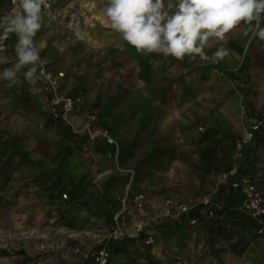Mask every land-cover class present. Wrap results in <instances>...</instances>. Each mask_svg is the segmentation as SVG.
I'll return each instance as SVG.
<instances>
[{
  "label": "crops",
  "instance_id": "obj_1",
  "mask_svg": "<svg viewBox=\"0 0 264 264\" xmlns=\"http://www.w3.org/2000/svg\"><path fill=\"white\" fill-rule=\"evenodd\" d=\"M102 17L103 22L92 20L87 26L97 44H91L83 58L76 46L69 51L68 64L54 39L43 33L45 52L50 68L64 72L63 92L81 94L94 110L91 99L101 92L98 122L110 130L117 143L120 140L124 144V153L133 156L139 170L207 171L215 179L226 170L247 177L263 170L264 126L255 132L240 158L234 156V144L243 132V109L264 108V40L252 32L243 35L246 26L241 23L226 34L224 41L213 38L205 49L211 58L217 48H227L229 54L220 62L199 56L177 60L137 51L111 28L105 13ZM99 50L110 69L98 77L91 70ZM15 62L13 51L6 64L11 67ZM21 80L22 84L13 87L0 80V203L12 202L20 188L23 215L29 204L37 207L48 193L54 197L56 211L66 200L83 203L87 214L106 222L110 204L120 191L105 180L109 189L102 198L101 184L94 182V171L87 162L91 160L89 155L97 153L95 149L102 146L105 152L107 146L53 118L39 83L31 86L22 74ZM92 80L100 82L96 86ZM81 83L90 87L85 93ZM130 139L133 141L126 142ZM141 139L150 140L146 147L136 144L135 140ZM56 146L61 147L64 162L60 152L59 160L55 155L48 157V147ZM141 155L154 157L145 161ZM147 180L157 182L160 176ZM226 184L223 212L236 211L241 207L242 195L228 181L218 189L220 197L215 196V207L221 209V192ZM62 193L67 194L66 199L61 198ZM197 212L199 209L190 215Z\"/></svg>",
  "mask_w": 264,
  "mask_h": 264
},
{
  "label": "rangeland",
  "instance_id": "obj_2",
  "mask_svg": "<svg viewBox=\"0 0 264 264\" xmlns=\"http://www.w3.org/2000/svg\"><path fill=\"white\" fill-rule=\"evenodd\" d=\"M53 3L55 15L47 18L42 14V26L34 37V42L49 63L43 39V33L47 34L54 39L57 49L69 64V51L76 46L77 52L82 51L83 58L90 52L91 44H97L91 38L87 26L92 20L104 21L102 14L105 13L107 0H53ZM8 5L7 0H0V17ZM16 39L12 34L8 39L0 41L5 46L0 51V70L8 67L6 60L10 52H15ZM99 52L97 63L91 70L98 77L110 69ZM92 81L96 86L100 82ZM80 86L84 93L90 88L84 83ZM100 93L98 91L91 99L97 111L101 110ZM258 113L264 122V108ZM118 141V147L122 150L119 151L117 163L122 170H118L107 158L102 146L95 149L97 153L89 155L91 160L87 163L94 171V182L101 184L102 198L109 189L105 180L115 185L120 191L118 194L123 192L128 183L134 190L142 193L145 205L143 214L130 213L126 224L130 227L141 223L143 230L138 234L148 232L151 240L147 243L141 238L128 239L122 245L113 246L110 264H264V217H253L242 207L236 211L229 209L221 214H211L219 208L212 206L206 210L199 204L201 198L216 187L217 183V179L209 176L207 171H185L184 174L175 170H139L136 162H133V156L125 154L124 144ZM129 141L133 139L126 140ZM149 141L135 140L141 147H146ZM60 149V146L48 147V157L55 155L59 160ZM140 157L146 161L154 156ZM64 158L61 154L62 162ZM101 159L105 161L106 168L100 167ZM262 168L254 177L249 178L258 184L264 195V160ZM45 173L47 175L49 172L46 170ZM222 173L224 172H220ZM230 174L228 172V177ZM233 174L236 175L235 172ZM154 175L160 176V180L149 182L147 179H152ZM17 190L18 194L13 197L12 202L0 203V264H89L94 248L107 238L109 218L102 222L86 213L85 204L68 200L65 204L61 203L60 211H56V207H53V203H56L54 197L46 193L43 203L38 204L36 209L29 204L28 212L23 214V227H18L15 223L21 222L22 215L20 188ZM219 192L217 191V195ZM217 195L216 197H220ZM168 201L173 205L188 207L180 220L161 214L167 210ZM196 205L200 212L190 215L189 209ZM204 217L208 219L199 220ZM193 219L197 220L196 223L190 224L189 221ZM153 245L158 248V254L151 247Z\"/></svg>",
  "mask_w": 264,
  "mask_h": 264
},
{
  "label": "clouds",
  "instance_id": "obj_3",
  "mask_svg": "<svg viewBox=\"0 0 264 264\" xmlns=\"http://www.w3.org/2000/svg\"><path fill=\"white\" fill-rule=\"evenodd\" d=\"M13 10L0 18V41L16 36V62L0 72L9 87L24 81L35 84L40 51L34 37L41 29L42 6L47 0H12ZM111 28L137 51L159 53L183 60L211 59L218 63L228 54L219 47L209 58L205 49L215 38L224 41L227 33L243 23V35L250 32L264 40V0H107L104 9Z\"/></svg>",
  "mask_w": 264,
  "mask_h": 264
},
{
  "label": "built area",
  "instance_id": "obj_4",
  "mask_svg": "<svg viewBox=\"0 0 264 264\" xmlns=\"http://www.w3.org/2000/svg\"><path fill=\"white\" fill-rule=\"evenodd\" d=\"M8 1L7 10L0 18L13 10L15 7L12 0ZM53 0H47L45 6H42V14L47 18H52L55 15ZM15 48V47H14ZM5 46L0 44V51H3ZM40 67L36 73V80L45 95L48 109L53 118L59 119L67 124L75 133H81L92 141H98L107 146V158L114 164L118 170H122L117 163L119 155V147L116 139L107 127L102 126L98 122L96 110L89 108L86 105L84 97L79 93L63 92L61 90L62 79L64 72L53 71L50 64L40 54ZM183 72L186 69H182ZM245 116L243 132L234 144V156L240 158L244 147L254 139L256 131L264 126V122L257 110L243 109ZM231 176L226 181L229 182L231 188L238 189L242 195L241 207L243 210L253 217H264V195L258 184L247 176ZM61 198L66 199L67 194L62 193ZM167 202V210L162 215L176 218L180 220L188 207L186 205L169 204ZM145 210L144 198L141 192L134 190L128 183L125 185L121 194H118L110 204L109 224L107 229V238L96 246L90 255L89 264H110L113 246L121 245L128 239L141 238L142 241L149 243L151 240L150 234H138L143 230L141 223H135L127 227L126 219L130 213L143 214ZM211 213V212H210ZM212 214V213H211ZM156 215V214H155ZM154 215V216H155ZM196 219L190 220V224H195Z\"/></svg>",
  "mask_w": 264,
  "mask_h": 264
},
{
  "label": "bare ground",
  "instance_id": "obj_5",
  "mask_svg": "<svg viewBox=\"0 0 264 264\" xmlns=\"http://www.w3.org/2000/svg\"><path fill=\"white\" fill-rule=\"evenodd\" d=\"M227 175H228V170H226L224 173L220 174L218 179H217L216 187H213L211 189V191H209L203 198H201V201L199 204L203 205L206 210H208L212 206L216 205L215 196L217 195L218 189H220L221 185H223V183L227 179ZM189 210H190L189 212H196L198 210V207L196 205ZM21 219H22L21 222L15 223V225H17L18 227H23V223L25 222V216L22 215ZM151 247L154 249V252L158 254V248L154 245Z\"/></svg>",
  "mask_w": 264,
  "mask_h": 264
},
{
  "label": "trees",
  "instance_id": "obj_6",
  "mask_svg": "<svg viewBox=\"0 0 264 264\" xmlns=\"http://www.w3.org/2000/svg\"><path fill=\"white\" fill-rule=\"evenodd\" d=\"M245 164H246V162H244V163H243L242 165H240V166H243V165H245ZM227 189H228V184H226L225 188H224L223 191L221 192V197H222L221 209H220L219 211H217V210H213V211H212V214H214V213H216V214H217V213H218V214L223 213L224 204H225L226 196H227ZM206 219H208V218L204 217V218H200L199 220L202 221V220H206Z\"/></svg>",
  "mask_w": 264,
  "mask_h": 264
},
{
  "label": "water",
  "instance_id": "obj_7",
  "mask_svg": "<svg viewBox=\"0 0 264 264\" xmlns=\"http://www.w3.org/2000/svg\"><path fill=\"white\" fill-rule=\"evenodd\" d=\"M99 165L102 168H106L107 167V165H106V163H105V161L103 159L99 160Z\"/></svg>",
  "mask_w": 264,
  "mask_h": 264
}]
</instances>
